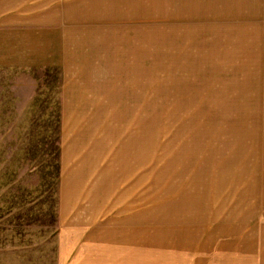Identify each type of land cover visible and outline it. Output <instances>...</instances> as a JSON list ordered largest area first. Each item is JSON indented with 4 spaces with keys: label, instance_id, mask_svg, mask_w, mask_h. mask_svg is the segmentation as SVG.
I'll list each match as a JSON object with an SVG mask.
<instances>
[{
    "label": "rangeland",
    "instance_id": "rangeland-1",
    "mask_svg": "<svg viewBox=\"0 0 264 264\" xmlns=\"http://www.w3.org/2000/svg\"><path fill=\"white\" fill-rule=\"evenodd\" d=\"M132 256L264 264V0H0V264Z\"/></svg>",
    "mask_w": 264,
    "mask_h": 264
},
{
    "label": "crops",
    "instance_id": "crops-1",
    "mask_svg": "<svg viewBox=\"0 0 264 264\" xmlns=\"http://www.w3.org/2000/svg\"><path fill=\"white\" fill-rule=\"evenodd\" d=\"M106 88H108V87H106ZM107 92V91H106ZM104 138V137H103ZM78 139L77 140H75L74 141V145H72V148H73V146H76L77 148H78ZM106 144H108V142L106 143ZM126 141L125 142H123L121 145H120V149L121 150H126L127 148H126ZM129 144H131V142L129 143ZM128 144V145H129ZM75 147V148H76ZM106 149H107V147H103V145H99L97 148H95V147H93L92 148V153L91 154H87L84 158H83V160L82 161H79V165L80 164H82V166H86V165H88L90 162L89 161H92V158H93V160L95 159V158H97V160L100 162H102V165L100 166V169L102 170V168H103V166L105 167L106 166V169L105 170H107L108 168H109V159H108V156H109V154H107L106 153ZM93 150L94 151H96V152H94L93 153ZM69 151H70V148L68 149H66L64 152H63V156H65V160H67V158H68V155H69ZM134 151L135 150H133V151H129L128 152V155H129V157L131 158V160H132V156L134 155ZM108 152V151H107ZM92 156V157H91ZM86 158H87V160L88 161H86ZM106 160V162H104ZM66 165L68 166V162H66ZM76 165H75V169H76ZM79 167V166H78ZM77 167V168H78ZM69 169H71V167H68ZM71 169L70 171V173H69V175L70 176H74L75 175V173H76V170L75 169ZM99 168V167H98ZM67 170V169H66ZM107 176H108V174H107ZM68 176H65V179H64V182H63V195L62 196H64V198H63V200L65 201L66 200V198H70L71 200L73 199L74 200V204H77V206H79V204H78V202L81 200V198L83 199L84 197H82L81 195H79V198H78V196L74 199V195L75 194H72V195H70L71 194V187H69V186H67L66 185V179H68L67 178ZM97 177V176H96ZM95 177V178H96ZM103 181H105L107 184H108V188H107V190L106 189H100V188H97V185L99 184V183H101V182H103ZM97 185L92 189V192H93V195H94V197L95 198H91L90 197V199L91 200H93V201H96V203L97 202H102V200L103 199H106L108 196H109V188H110V186H109V183H108V180L105 178V179H101L99 182H97ZM105 190V191H104ZM66 191H70V194L69 195H66ZM77 199V200H76ZM99 199H101V201L99 200ZM122 226H125L124 228H125V231L126 232H131V231H136V229H135V226H136V223H124ZM121 226V227H122ZM106 235V234H105ZM104 235V236H105ZM112 237V239L110 240V241H108V242H104L103 243V246H102V248H104V249H102V251H105V250H107L109 247L108 246H110L111 245V241H113L114 240V238L115 237H113V236H111ZM130 237H131V235H129V236H121V238H124V240H125V244H126V241L128 240V239H130ZM136 237V236H135ZM107 244V245H106ZM106 255V254H105ZM134 259H136V257H134V256H132V257H130L129 258V260H131V261H133V264L135 263V260Z\"/></svg>",
    "mask_w": 264,
    "mask_h": 264
},
{
    "label": "trees",
    "instance_id": "trees-1",
    "mask_svg": "<svg viewBox=\"0 0 264 264\" xmlns=\"http://www.w3.org/2000/svg\"><path fill=\"white\" fill-rule=\"evenodd\" d=\"M55 186H56V183H55Z\"/></svg>",
    "mask_w": 264,
    "mask_h": 264
}]
</instances>
